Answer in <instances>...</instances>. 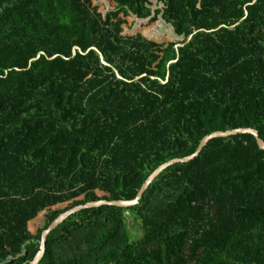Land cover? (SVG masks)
<instances>
[{"label":"trees","instance_id":"obj_1","mask_svg":"<svg viewBox=\"0 0 264 264\" xmlns=\"http://www.w3.org/2000/svg\"><path fill=\"white\" fill-rule=\"evenodd\" d=\"M98 1L0 0V264H30L61 214L133 200L213 132L264 142V0ZM38 264H264V150L210 140L137 205L69 216Z\"/></svg>","mask_w":264,"mask_h":264},{"label":"water","instance_id":"obj_2","mask_svg":"<svg viewBox=\"0 0 264 264\" xmlns=\"http://www.w3.org/2000/svg\"><path fill=\"white\" fill-rule=\"evenodd\" d=\"M238 134H249L252 135L256 142L258 147L261 150H264V142L260 139V137L258 136V133L256 130L253 129H249V128H244V129H235V130H231V131H226V132H213L207 136H205L201 142L199 143L196 151L185 158L182 159H174L171 160L161 166H159L144 182V184L141 186L140 190L138 191L136 197L133 200L130 201H96V202H90L87 203L85 205H80L77 207L72 208L71 210L61 214L56 220H54L50 226L44 230L42 232L41 235V241H40V247H39V251L37 252V254L35 255L34 259L30 262V264H38L39 261L41 260L42 256L44 255V251H45V244H46V238L48 236V234L54 230L57 226H59L64 220H66L69 216H71L72 214L83 210V209H91V208H99L102 206H112V207H118V208H129L132 207L134 205H137L143 195V193L145 192V190L148 188V186L152 183V181L162 172L164 171L166 168H168L169 166L173 165V164H177V163H187L191 160H193L195 157L198 156V154L202 151V149L206 146V144L212 140V139H216V138H227L230 136H235Z\"/></svg>","mask_w":264,"mask_h":264},{"label":"rangeland","instance_id":"obj_3","mask_svg":"<svg viewBox=\"0 0 264 264\" xmlns=\"http://www.w3.org/2000/svg\"><path fill=\"white\" fill-rule=\"evenodd\" d=\"M97 6L100 10H105V11L109 10V9L113 10L115 3L109 1L108 4H104L100 0V1H98ZM114 11H116V9H114ZM118 16L123 18L126 21L125 25H127V28L129 29L128 33L129 34L134 33L135 27L137 26V23H139L138 20L133 15H131V16L130 15H124L122 12H120L118 14ZM142 25H145L144 22H142ZM151 28H153V30L156 31L159 36H161L158 38H162V36L165 32L167 34V31L163 27H156L155 28V26L153 25ZM162 39H164V38H162ZM127 216L128 217L125 220V222H126V228H127L128 233H129L130 240L134 241V240L140 239L142 234H143L141 223L137 219H135L132 215H127Z\"/></svg>","mask_w":264,"mask_h":264}]
</instances>
